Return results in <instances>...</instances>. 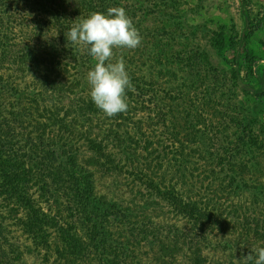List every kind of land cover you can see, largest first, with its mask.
Masks as SVG:
<instances>
[{
	"label": "trees",
	"instance_id": "16d2710c",
	"mask_svg": "<svg viewBox=\"0 0 264 264\" xmlns=\"http://www.w3.org/2000/svg\"><path fill=\"white\" fill-rule=\"evenodd\" d=\"M75 1L85 13L83 19L92 12L107 14L110 8V0ZM21 5L37 12L29 17L31 22L48 20L54 31L56 27L55 39L43 41L44 29L34 27L21 38L27 45L10 55L16 39L4 21L20 14ZM72 26L55 9V0H0V264L26 261L24 243L8 252L2 212L17 208L22 238L40 264H143L147 259L154 264H235L256 246H264V200L254 198V190L232 170L228 179L215 171L216 166L234 167L236 159L229 151L203 157L208 171L202 175L182 173L179 177L190 183L187 189L171 187L176 182L167 188L160 185L162 177L154 168L165 162L162 147L149 152L150 141L145 139L140 148L151 159L139 162L134 157L136 139L145 136L147 127L142 113L163 125L165 105L158 96L141 100L138 91L154 84L126 69L134 86L127 91L128 110L106 117L90 98L87 73L95 61L87 47L68 41ZM261 27L262 21L244 14L243 31L229 46L232 77L252 96L261 93L262 79L246 43ZM143 103L146 109L137 112ZM243 141L237 139L236 154ZM189 152L173 159L174 178L180 166L191 165ZM126 174L189 228L165 224L164 219L160 224L166 231H159L129 207L97 195V177L115 181ZM227 196L233 201L225 203ZM247 196H253L248 205Z\"/></svg>",
	"mask_w": 264,
	"mask_h": 264
},
{
	"label": "rangeland",
	"instance_id": "374dc122",
	"mask_svg": "<svg viewBox=\"0 0 264 264\" xmlns=\"http://www.w3.org/2000/svg\"><path fill=\"white\" fill-rule=\"evenodd\" d=\"M108 4L109 7L125 8L142 37V43L136 49H114L113 59L122 56L126 69L152 82V89L143 87L138 91L140 98L153 101L158 96L166 110L163 125H157L156 118H148L142 113L147 127L144 126L145 136L136 139L139 148L134 157L139 162L147 158L143 152L145 139L150 141L146 147L149 152L162 147L165 162L154 168L156 175L162 177L160 185L167 188L176 182L171 187L187 189L190 183L186 182V177L184 180L179 177L182 173L202 175L208 171L204 160L207 154L222 155L229 151L228 154H233L236 159L234 167L221 170L216 166V173H225L228 179L232 170L254 190V198L264 200V0H110ZM19 9L20 14L5 17L4 21L5 26L14 29L11 37L16 39L9 48L10 55L27 45L28 41L23 43L21 38L27 37L34 27L44 29L43 41L55 39L56 27L54 31L48 20L31 22L29 17L37 13L34 8L21 5ZM55 9L70 25L78 18L83 19L85 14L75 0H55ZM247 13L262 21V27L246 43L250 54L257 59L255 71L262 79L261 93L256 96L247 95L237 87L232 77L229 50L230 41L236 40L243 31L244 14ZM3 63L6 66V61ZM254 87L258 88L259 84L254 83ZM142 107L146 109V104L137 105V112ZM237 139H244L238 154L234 149ZM188 151H191L188 154L191 165L188 168L180 166L174 178L177 163L173 159ZM219 179L224 178L219 176ZM95 184L97 195L129 207L144 218V222L149 219L159 231H166L160 224L164 219L165 224L175 223L183 230L189 228L187 223L168 211L165 203L148 196L143 187L127 174L115 181L105 176L97 177ZM215 195L223 197L219 193ZM231 197H225V203L232 202ZM252 198L246 197L247 205ZM13 205L15 203L10 202V206L16 209ZM2 213L8 231V252L24 243L25 264H40L36 251L29 249L30 244L22 238L23 230L16 222L22 217L18 208L14 212ZM80 231L82 233V229ZM143 264L154 263L147 259Z\"/></svg>",
	"mask_w": 264,
	"mask_h": 264
},
{
	"label": "clouds",
	"instance_id": "9594fccd",
	"mask_svg": "<svg viewBox=\"0 0 264 264\" xmlns=\"http://www.w3.org/2000/svg\"><path fill=\"white\" fill-rule=\"evenodd\" d=\"M73 45L87 47L95 61L87 73L90 98L96 108L112 118L128 110L127 91L134 90L123 57L115 59L114 49H136L142 37L123 7H110L107 14L92 12L78 18L66 34ZM235 264H264V246H256Z\"/></svg>",
	"mask_w": 264,
	"mask_h": 264
}]
</instances>
